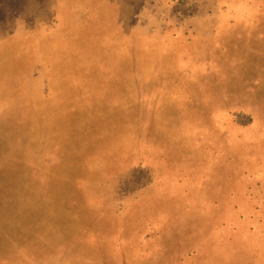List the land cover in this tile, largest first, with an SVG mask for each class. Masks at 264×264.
<instances>
[{
    "label": "rangeland",
    "instance_id": "rangeland-1",
    "mask_svg": "<svg viewBox=\"0 0 264 264\" xmlns=\"http://www.w3.org/2000/svg\"><path fill=\"white\" fill-rule=\"evenodd\" d=\"M0 119V264H264V0H0Z\"/></svg>",
    "mask_w": 264,
    "mask_h": 264
},
{
    "label": "trees",
    "instance_id": "trees-1",
    "mask_svg": "<svg viewBox=\"0 0 264 264\" xmlns=\"http://www.w3.org/2000/svg\"><path fill=\"white\" fill-rule=\"evenodd\" d=\"M2 120L0 119V147H4V149L11 155H13V157H15V159L19 162V165H23L24 167V162H22L21 160H24V155L27 154H20V144H22L21 141L24 140L23 136L21 134V130H18V127L12 126L13 128H3L4 124H2ZM82 130H79L76 135L77 138L81 137ZM42 144H45L44 142ZM13 150V152H12ZM30 152H34V151H30ZM27 153V152H24ZM43 153V155H42ZM0 155L2 156H6V153H4V151L0 152ZM40 157L43 158V163L44 164V160L46 158H48V156H46V149L44 152L38 154ZM6 157H2L0 156V172H5L6 170H8L10 172V170H14L12 169H8L6 168L4 161H9V159H6ZM26 159V157H25ZM20 169H15L14 171H19ZM23 170V168L21 169V171ZM25 171V170H24ZM27 171V170H26Z\"/></svg>",
    "mask_w": 264,
    "mask_h": 264
}]
</instances>
